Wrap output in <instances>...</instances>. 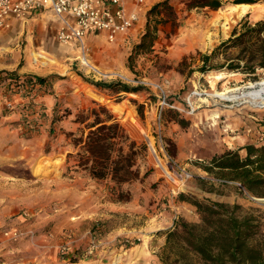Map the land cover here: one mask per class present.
I'll list each match as a JSON object with an SVG mask.
<instances>
[{"label": "rangeland", "instance_id": "obj_1", "mask_svg": "<svg viewBox=\"0 0 264 264\" xmlns=\"http://www.w3.org/2000/svg\"><path fill=\"white\" fill-rule=\"evenodd\" d=\"M160 1L139 5L136 25L113 41L101 33L89 35L85 59L75 45L58 42L50 11L12 19L0 31V72L12 74L0 73V232H17L1 237L0 260L6 264H200L185 249L166 248L170 218L200 222L196 206L180 194L236 205V216H253L259 223L262 233L250 244H264V196L204 169L227 149L243 156L244 144H264V106L244 97L212 96L224 89L249 90L264 79V68L255 76L224 67L193 70L199 54H209L246 15L252 22L264 19V0L239 2L238 8L232 7L235 0H222L218 9L168 0L172 11L163 7L149 18L157 24L152 46L129 66L148 11ZM172 12L176 26L162 21ZM223 61L222 54L215 60ZM25 74L48 78L40 86ZM95 81L141 89L116 92ZM154 84L163 86L164 103ZM100 106L130 140L146 146L135 166L138 178L121 186L126 201L111 192L109 177L95 180L78 167L79 147L71 144L81 130L87 132L85 123L75 122L77 114L84 111L91 121V111L101 113ZM168 156L177 165L169 164Z\"/></svg>", "mask_w": 264, "mask_h": 264}, {"label": "trees", "instance_id": "obj_2", "mask_svg": "<svg viewBox=\"0 0 264 264\" xmlns=\"http://www.w3.org/2000/svg\"><path fill=\"white\" fill-rule=\"evenodd\" d=\"M193 7H209L218 9L224 5L222 0H185ZM254 0H235L234 3ZM170 9L168 0L154 4L148 11L144 32L132 52L128 56L129 66L136 54L152 46L157 32V24H150V16H157L161 8ZM177 15L172 12L162 21L171 26L177 25ZM223 55V62L215 60ZM200 65L195 69L206 73L211 69L226 68L229 71L242 72L255 76L257 69L264 68V19L250 21L242 18L235 25L226 39L217 44L209 54H199ZM185 64V59L181 65ZM192 70V71H193ZM6 78H11V72ZM24 77L42 86L48 77L25 74ZM255 82V81H254ZM104 89L116 92H137L140 85L128 86L119 82H91ZM102 112L94 109L91 113L94 119L87 121L88 113L79 112L75 122L85 123L79 136H74L71 144L79 147L76 153L78 167L82 168L92 179L102 180L110 178L114 185L111 192L117 195L118 201H126L129 195L124 194L121 186L138 178L137 160L144 155L146 146L130 140L124 129L114 121L112 114L105 107L100 106ZM140 115L142 108L137 105ZM102 115V116H101ZM183 122V120H179ZM69 135H73L69 133ZM128 143L126 144V142ZM128 151H125V148ZM245 154L240 155L237 149H227L221 154L214 155L204 169L208 173H215L226 180L237 182L241 190H247L254 195L264 196V144H244ZM71 153H68L70 157ZM180 199L195 205L200 215V222H188L183 219L174 220L172 228L166 232V248L185 249L197 256L200 264H264V244L253 246L250 239L262 233L259 223L253 216H236V205L229 206L222 202L189 199L180 194ZM176 254V253H175ZM176 257L173 262H176Z\"/></svg>", "mask_w": 264, "mask_h": 264}, {"label": "built area", "instance_id": "obj_3", "mask_svg": "<svg viewBox=\"0 0 264 264\" xmlns=\"http://www.w3.org/2000/svg\"><path fill=\"white\" fill-rule=\"evenodd\" d=\"M146 0H0V31L9 26L12 19H23L38 10L50 11L58 23L56 38L64 45H75L85 59L86 38L95 33L104 34L113 41L120 34L133 28L138 19V6ZM86 62V61H84ZM159 93L161 103L166 92L160 84L153 86ZM167 162L177 165L168 156ZM226 181V180H222ZM16 230H3L1 237L12 238ZM90 246L87 253H91ZM65 249V248H64ZM63 249V252L65 250ZM0 264H6L0 260Z\"/></svg>", "mask_w": 264, "mask_h": 264}, {"label": "bare ground", "instance_id": "obj_4", "mask_svg": "<svg viewBox=\"0 0 264 264\" xmlns=\"http://www.w3.org/2000/svg\"><path fill=\"white\" fill-rule=\"evenodd\" d=\"M240 4H233L232 7L238 8ZM38 55H40L43 58H46L50 61H54V58L49 57L47 54L43 52H39ZM249 90L245 92H238L235 93L237 88L233 89H224L222 91H215L212 93V96L221 97L226 100H234L238 98H247L250 104L253 106H264V79H260L258 81L252 82L249 86Z\"/></svg>", "mask_w": 264, "mask_h": 264}, {"label": "crops", "instance_id": "obj_5", "mask_svg": "<svg viewBox=\"0 0 264 264\" xmlns=\"http://www.w3.org/2000/svg\"><path fill=\"white\" fill-rule=\"evenodd\" d=\"M176 213H178V212H176ZM173 220L170 218V220H168V226H171L172 224H173Z\"/></svg>", "mask_w": 264, "mask_h": 264}]
</instances>
